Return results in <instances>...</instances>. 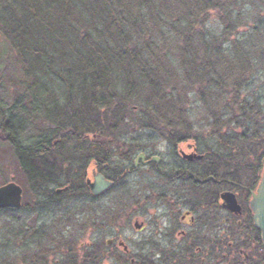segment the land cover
<instances>
[{
  "label": "trees",
  "instance_id": "trees-1",
  "mask_svg": "<svg viewBox=\"0 0 264 264\" xmlns=\"http://www.w3.org/2000/svg\"><path fill=\"white\" fill-rule=\"evenodd\" d=\"M245 2L0 0V53L13 56L24 92L10 107L0 106V131L13 144L34 207L52 210L69 202L65 215L84 210L91 200L87 157L102 156L105 137L117 145L126 129L135 128L173 145L196 141L190 120L195 103L209 123V138L197 144L203 161L220 164L223 178L261 172L264 55L258 61L236 37L234 13ZM214 13L224 25L219 37L207 30ZM68 59L88 71L68 67ZM32 64L40 73H32ZM38 119L55 126L40 123L30 138ZM25 213L26 206L0 208V264H16V249L32 251L35 233L24 239L30 231ZM19 238L23 244L16 248ZM97 255L71 247L52 264H101Z\"/></svg>",
  "mask_w": 264,
  "mask_h": 264
},
{
  "label": "flooded vegetation",
  "instance_id": "flooded-vegetation-1",
  "mask_svg": "<svg viewBox=\"0 0 264 264\" xmlns=\"http://www.w3.org/2000/svg\"><path fill=\"white\" fill-rule=\"evenodd\" d=\"M105 138L102 156L90 152L87 157L85 181L91 193L88 205L97 207L91 211L92 215L99 211L98 208L103 214L109 212L103 203L115 190L120 200L134 199L132 195H124L125 188L137 181L141 169L149 168L153 176V184H150L153 231L149 240L140 243L151 247V258L134 254L119 230L105 241L88 245L87 249L96 256L99 253L102 261L108 259L116 264H264L262 232L255 224L251 207L263 170L258 179L247 173L251 182L223 178L220 164L204 162L203 149L195 141L191 146L193 151L189 152L180 147L188 144V139L176 145L170 143L165 151H159L157 147L150 150L137 144L124 146L120 141L111 145L112 142ZM96 175L113 184L94 194L90 183L95 182ZM126 179L130 182L126 183ZM229 194L234 195L236 204ZM134 227L141 232L146 224L136 221Z\"/></svg>",
  "mask_w": 264,
  "mask_h": 264
},
{
  "label": "rangeland",
  "instance_id": "rangeland-1",
  "mask_svg": "<svg viewBox=\"0 0 264 264\" xmlns=\"http://www.w3.org/2000/svg\"><path fill=\"white\" fill-rule=\"evenodd\" d=\"M245 1V3H242V7L238 8L234 13V21L240 20L236 25L238 31L236 37L240 40H246V50L252 56H255L258 61H261V56L264 53L259 51V49L261 50V46L258 43L261 42V45L264 46V29H262L264 27V2L261 0H256L254 3L253 0ZM223 29L224 25L222 24L221 16L214 13L207 23V30L219 37ZM254 44L256 47H254ZM230 45V43L225 44L226 47ZM67 48V46H63V51H67ZM63 59L61 58L60 61L64 63L65 61ZM68 64V67H71L73 64V69L88 71L84 63L81 67L79 61H73L71 63L68 59ZM173 64L178 67L179 60L174 58ZM37 67V64L31 65L33 74L40 73ZM17 75L18 69L13 56L9 53H0V106L10 107L16 99L24 98V92L16 81ZM258 81H262V79H258ZM256 85L259 86V82ZM56 89L60 93L62 87L57 85ZM190 98L195 100V94L192 93ZM190 118L196 124L194 130L196 144H198V141H203L201 138L203 136L209 138V134L207 133L209 123L204 120V115L200 111L197 103L194 104V111L191 112ZM40 123L42 125L55 126V123L50 119H38L32 124L31 131L27 132V136L29 135L30 138L35 137L39 130L36 127L37 125L41 126ZM128 129L120 137V142L122 144L124 143V146H135L137 144L147 147L150 150L157 147L159 151H165L170 146L169 141L158 135L153 136V133L151 135L150 132H136L135 128ZM193 141L190 140L188 144H181L180 147L192 152L193 149L191 146H193ZM164 160L166 161L165 156ZM261 172L255 174L257 179L260 178ZM247 173L254 175L255 171L253 173ZM137 175V181L134 184L130 183V186H126V192H124V195H132L134 199L120 200L117 197V190L111 192L109 197L106 198V202L103 203L104 208L109 211H107L108 213L103 214L101 213V208H98L99 213L93 212L94 214L92 215L91 211L97 210V207H90L87 204L83 207L84 210L80 209L81 207L79 209L76 208L74 213L65 215V212L72 207L69 202H64L60 206L61 209L59 206L53 207L52 210H46L44 208L38 209L34 207V198L31 195H26V189L24 188L26 180L18 167L13 144L0 131V186L4 185L3 178H7L9 182H16L23 187L22 207L26 206L27 213H25L22 220L30 228L26 236L24 235V239H30L33 235L32 233H35L33 235L35 237L32 238L35 243L29 246L32 251L27 250L22 253L19 249L15 250L14 256L19 260L16 261V264H52L65 257L71 247L81 255L87 250L90 243L105 241L119 230V233L122 234L123 239L128 243L134 254L151 258V247L145 244L141 246L140 243L143 240H149L148 238L153 231V190H151L152 188L150 186V184H153V176L150 174L149 168L141 169ZM249 177L250 175L248 174L245 177H241L240 173L236 178H233L243 180L244 182H247V180L251 182V178ZM125 181L126 183L127 181L130 182V179H126ZM101 217L104 219L103 221H101ZM136 221L146 224L143 231L139 232L134 227ZM12 238L14 240L16 237L13 236ZM21 240L20 238L17 239L13 245L16 248L22 245ZM36 256L37 258H35ZM116 263V261L107 259L101 264Z\"/></svg>",
  "mask_w": 264,
  "mask_h": 264
},
{
  "label": "water",
  "instance_id": "water-1",
  "mask_svg": "<svg viewBox=\"0 0 264 264\" xmlns=\"http://www.w3.org/2000/svg\"><path fill=\"white\" fill-rule=\"evenodd\" d=\"M112 184V181L105 180L101 175H96L95 182L90 183V188L94 194H99ZM59 191L61 190L59 189ZM229 196L236 204L234 195L229 194ZM22 205L23 187L21 185L16 182H9L0 186V208H21ZM251 207L254 212L255 224L261 230L264 241V169L258 189L253 194Z\"/></svg>",
  "mask_w": 264,
  "mask_h": 264
}]
</instances>
